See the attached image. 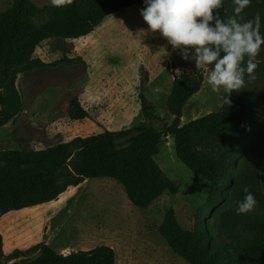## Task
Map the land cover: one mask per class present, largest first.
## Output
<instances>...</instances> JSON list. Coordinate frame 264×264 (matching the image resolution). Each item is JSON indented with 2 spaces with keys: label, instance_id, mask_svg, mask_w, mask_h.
<instances>
[{
  "label": "trees",
  "instance_id": "16d2710c",
  "mask_svg": "<svg viewBox=\"0 0 264 264\" xmlns=\"http://www.w3.org/2000/svg\"><path fill=\"white\" fill-rule=\"evenodd\" d=\"M140 4L144 0H73L63 7H38L32 0H14L0 10V128L23 109L19 75L58 63L34 57L42 42L86 37L111 15ZM228 6L231 9H219L221 18L235 15L234 6ZM254 6L264 34V5L254 0ZM256 60L255 79L245 76L246 86L231 93V104L223 99L220 110L186 124H182L184 107L201 90L202 71L174 79L167 99L174 116L171 124L157 126L161 117L140 93L145 120L138 126L76 136L45 149L0 150V216L55 201L69 187L106 177L123 185L133 205L148 208L165 192L175 195L179 191L155 160L161 140L172 135L177 157L206 179L211 189L191 229H183L170 208L160 228L162 236L189 264H264V216H257L245 233L231 227L227 212L217 216V205L242 199L245 187L255 195L257 206L264 209V46ZM146 81L144 76L142 84ZM70 116L73 120L90 117L78 97L70 101ZM30 251L40 253L28 256ZM0 256L9 264H116L115 250L107 245L63 254L48 244H38L6 255L1 233Z\"/></svg>",
  "mask_w": 264,
  "mask_h": 264
},
{
  "label": "rangeland",
  "instance_id": "374dc122",
  "mask_svg": "<svg viewBox=\"0 0 264 264\" xmlns=\"http://www.w3.org/2000/svg\"><path fill=\"white\" fill-rule=\"evenodd\" d=\"M12 1L0 0V10ZM32 1L38 7L51 5L50 0ZM228 3L234 6L233 0H223V7L231 9ZM257 4L264 5V0H257ZM144 6H129L111 15L86 37L52 38L42 42L34 57L58 63L19 75L17 86L23 109L13 121L0 128V150L45 149L76 136L138 126L145 120L140 93L161 117L162 121H156V125L171 124L174 116L169 112L167 99L177 77L175 69L180 68L183 74L197 69L194 62L182 59L159 32L140 33L141 29L148 28L140 13ZM256 10L251 0L237 19L252 20ZM202 72V88L185 105L182 124L223 106V93L213 92L207 83L208 73ZM144 76L147 81L142 84ZM73 97H78L88 110L89 118H71ZM155 160L179 186L177 194L165 192L143 209L132 204L117 180L87 179L77 187H69L55 201L0 216L4 254L27 251L38 244H48L63 254L107 245L115 250L116 264H189L173 251L160 228L166 212L172 208L180 226L191 229L197 211L209 198L211 186L177 157L172 135L161 140ZM261 183L264 193V163ZM242 199L217 205L220 207L217 216L227 212L231 227L240 232L248 230L257 216H264L260 206L238 215L236 208ZM205 219L212 222L209 216ZM222 237L227 239L225 234ZM39 253L30 251L27 255ZM9 263L0 256V264Z\"/></svg>",
  "mask_w": 264,
  "mask_h": 264
},
{
  "label": "clouds",
  "instance_id": "9594fccd",
  "mask_svg": "<svg viewBox=\"0 0 264 264\" xmlns=\"http://www.w3.org/2000/svg\"><path fill=\"white\" fill-rule=\"evenodd\" d=\"M72 2L50 0L53 7ZM250 4L251 0H233L235 15L221 18L223 0H144L140 13L148 28L140 33L159 32L182 59L194 62L198 71H206L211 90L222 92L225 103L231 104V93L245 88V76L255 79L256 57L264 46L260 14L244 22L237 19ZM175 73L183 78L180 68ZM244 193L237 204L238 215L253 211L258 203L249 187Z\"/></svg>",
  "mask_w": 264,
  "mask_h": 264
},
{
  "label": "crops",
  "instance_id": "0c3cea01",
  "mask_svg": "<svg viewBox=\"0 0 264 264\" xmlns=\"http://www.w3.org/2000/svg\"><path fill=\"white\" fill-rule=\"evenodd\" d=\"M70 253V251L64 252V254Z\"/></svg>",
  "mask_w": 264,
  "mask_h": 264
}]
</instances>
